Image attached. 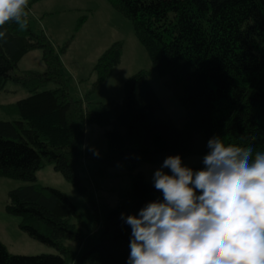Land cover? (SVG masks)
Returning a JSON list of instances; mask_svg holds the SVG:
<instances>
[{
	"label": "trees",
	"instance_id": "1",
	"mask_svg": "<svg viewBox=\"0 0 264 264\" xmlns=\"http://www.w3.org/2000/svg\"><path fill=\"white\" fill-rule=\"evenodd\" d=\"M108 1L132 23L152 67L167 77L164 85L186 116L178 125L164 115L145 70L124 82L121 101L90 110L82 99L70 96L62 78L60 54L67 44L56 49L29 21L24 31L15 22L6 23L0 28L7 29V41H0V91L11 81L28 95L3 107L17 120H0V177L27 182L8 192L5 210L20 218L21 231L57 253L14 255L0 241V264H69L64 240L84 245L76 264H127L131 228L121 214L137 215L148 203L163 201L162 192L135 172L139 163L159 164L175 155L203 158L213 136L241 145L249 142L242 137L254 136L255 149L264 150V0ZM33 49L41 51L44 71L15 73L20 59ZM120 57L121 43L116 42L98 58L94 86L109 76ZM49 83L56 87L41 89ZM90 124L105 128L106 152L81 153ZM84 156L101 167H124L130 176L129 190L119 194L115 207L105 208L99 235L89 241L69 223L76 207L68 196L36 184V173L52 164L95 210L76 171ZM203 167L201 162L191 168Z\"/></svg>",
	"mask_w": 264,
	"mask_h": 264
},
{
	"label": "rangeland",
	"instance_id": "2",
	"mask_svg": "<svg viewBox=\"0 0 264 264\" xmlns=\"http://www.w3.org/2000/svg\"><path fill=\"white\" fill-rule=\"evenodd\" d=\"M26 11L31 28L35 31L46 28L45 31L56 49L67 44L65 51L60 54L61 74L72 98L82 99L90 110L97 111L102 103L121 101L124 82L139 70H145L149 72L148 82L164 108V115L178 125L182 122L186 110L173 92L165 87L167 77L156 73L149 55L134 33L132 23L118 13L108 0H28ZM81 19L83 22L76 29V24ZM116 42L121 43L120 61L112 67L109 76L102 83L94 86L96 74L93 67L98 58ZM44 66L41 51L33 49L17 64L15 73L42 72ZM55 87V84L49 83L41 89ZM27 95L26 89L7 81L0 91V120H17L16 114L5 111L3 107ZM87 126L80 144L81 153L84 155L90 151L106 152L105 128L95 124ZM201 162L202 157L198 155L182 159V163L188 167L198 166ZM162 163L141 162L135 172H142L146 181L153 183V174ZM76 171L83 185L92 194L96 204L95 210L71 183L54 170L52 164H46L36 173V184L57 189L68 196L76 207V215L69 218V223L76 230H81L89 241L92 236L96 238L99 235L104 223L105 208L115 207L119 194L129 190L130 176L124 167H101L94 158L86 156L79 159ZM164 171L170 174V170ZM24 185H27V182L0 177V241L7 251L14 255L56 254L55 249L31 239L21 231L20 218L8 214L5 210L8 192ZM63 244L68 247V263L76 264L84 245L72 240H64Z\"/></svg>",
	"mask_w": 264,
	"mask_h": 264
},
{
	"label": "clouds",
	"instance_id": "3",
	"mask_svg": "<svg viewBox=\"0 0 264 264\" xmlns=\"http://www.w3.org/2000/svg\"><path fill=\"white\" fill-rule=\"evenodd\" d=\"M27 7L28 0H0V28L11 21L26 30ZM241 139L249 142L210 138L199 170L179 155L164 159L152 177L163 201L121 214L131 228L127 264H264V150L254 136Z\"/></svg>",
	"mask_w": 264,
	"mask_h": 264
},
{
	"label": "crops",
	"instance_id": "4",
	"mask_svg": "<svg viewBox=\"0 0 264 264\" xmlns=\"http://www.w3.org/2000/svg\"><path fill=\"white\" fill-rule=\"evenodd\" d=\"M27 18H28V16H27ZM28 21H29V19H28ZM40 22H41V21H40ZM41 23H42V22H41ZM45 30H46V28H45V29H41L40 31L44 32V33L48 36V33H47ZM34 31H35V30H34ZM40 31H35V32H40ZM48 37H49V36H48ZM49 39H50V37H49ZM50 41H51V40H50ZM26 55H27V54H26ZM24 56H25V55H24ZM24 56H23V57H24ZM23 57H22V58H23ZM22 58H21V59H22ZM21 59H20V61H21ZM20 61H19V62H20ZM19 62H18V63H19ZM44 67H45V66H44ZM43 71H44V70H43ZM87 127H88V126H86V128H87ZM86 128H85V131H86Z\"/></svg>",
	"mask_w": 264,
	"mask_h": 264
}]
</instances>
